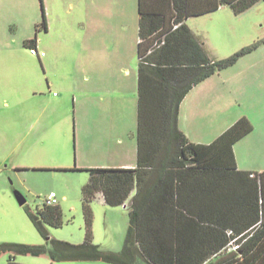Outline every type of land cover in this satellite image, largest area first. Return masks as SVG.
<instances>
[{
	"label": "rangeland",
	"instance_id": "rangeland-1",
	"mask_svg": "<svg viewBox=\"0 0 264 264\" xmlns=\"http://www.w3.org/2000/svg\"><path fill=\"white\" fill-rule=\"evenodd\" d=\"M28 1L0 0V37L13 47L10 71L0 72V120L12 121L18 143L0 147V243L45 244L47 235L79 244L85 235L82 187L89 172L70 169L111 167L129 154L127 143L136 144L137 79L133 82L121 68L137 72V0H34L39 23L41 5L48 23L47 30L41 27L37 32L44 62L23 46V36L36 32L25 19ZM186 23L214 59L256 44L233 65L206 78L201 109L190 125L185 122L194 137L207 140L213 124L223 127L248 111L242 93L264 86V3L241 14L222 7L190 16ZM51 103H56L55 116L31 126L28 114ZM136 159L135 152L132 163ZM15 191L25 197L23 205ZM50 194L57 199L63 224L39 228L27 210L41 208ZM90 205L92 242L117 254L125 243L129 205H108L101 194ZM8 255L0 254V264H8ZM14 260L114 264L104 259L52 261L32 255H15Z\"/></svg>",
	"mask_w": 264,
	"mask_h": 264
},
{
	"label": "trees",
	"instance_id": "trees-1",
	"mask_svg": "<svg viewBox=\"0 0 264 264\" xmlns=\"http://www.w3.org/2000/svg\"><path fill=\"white\" fill-rule=\"evenodd\" d=\"M195 1L137 0L136 166L70 169L89 172L81 197L83 242L47 235L45 244L3 242L0 254H9L8 264H22L15 255L114 264H264V171L239 169L232 150L252 124L241 117L207 144L190 141L178 126L188 92L256 46L211 58L187 18L220 5L240 14L259 0H216L208 7ZM41 8L36 31L47 27ZM132 193L124 246L117 254L106 252L92 242L90 204L101 194L108 205H127ZM27 214L39 228L63 224L56 205L44 204Z\"/></svg>",
	"mask_w": 264,
	"mask_h": 264
},
{
	"label": "crops",
	"instance_id": "crops-1",
	"mask_svg": "<svg viewBox=\"0 0 264 264\" xmlns=\"http://www.w3.org/2000/svg\"><path fill=\"white\" fill-rule=\"evenodd\" d=\"M258 2L264 3V1L262 0H259ZM112 3H114V1H112ZM257 3H255L254 5H256ZM192 4L200 7H208L216 4V0H196ZM226 6L229 5H220L219 8ZM25 8L27 12L25 19L27 20V24H29L28 26H36V24H38L40 20V15H39L40 10L38 9L37 2L34 0H29ZM41 12H42V8H41ZM138 19H139V15H138ZM47 27H48V23H47ZM47 27L46 29L43 28V30H47ZM0 29H1V17H0ZM39 30L40 29H38L34 35H32V33L29 32V35L23 36L22 42L24 47H27L29 49L31 46L36 47L39 52H42V50H40V41H38L37 39V32ZM33 38L35 39L34 42L27 43L29 40ZM105 39H106L105 42L109 40L108 38ZM13 40L14 38L11 39V42ZM14 42L17 41L14 40ZM137 42H138V38H137ZM0 46H1L0 72L1 73H3L4 71L9 72L11 65H9L8 60L10 58L11 53L13 52L12 44L8 45L6 40L0 37ZM44 56H46L45 53L43 56H38L40 62H42V60L43 62L45 61L44 59H42V57ZM121 70L124 72L125 76L129 77L131 80L133 79V82L137 79V72L135 71V69L131 70L130 68H127L125 66L121 68ZM212 76H214V74L211 75L210 77ZM206 80L209 81L208 79H205L200 83H198L197 85H195L182 100L178 114V126L180 130L187 136V138L190 141L195 143L207 144L213 141L217 136H219L223 131H225L236 120H238L241 117H246L249 120V122L252 124V130L233 144L232 150L234 153L235 162L237 167L241 170H248L252 172H263L264 171V86L261 87L255 86L254 89H250L247 94L242 93L240 96L242 98V102H245L248 111L246 113H241L240 117L231 120L230 122L227 123V125L223 127L213 124L214 127L211 128L212 130L209 133V137H208L209 139L202 140L192 135L191 131L189 130L188 124L190 125V123H192L191 121L192 118L195 117V113H197L198 110L201 109L202 100H200V97H202V95L204 94V89H206L203 86V84L206 83ZM236 100L238 102V105L239 104L241 105V102L238 99ZM55 104L56 103H51L48 106H44L30 112L28 114L29 115L28 117L30 119L31 126H33L34 124L44 123V122L46 123V121H50L56 114L54 110ZM185 120L188 122V124L185 122ZM14 131H15V125L12 123V121L10 120L8 121L7 119L2 117L0 120V147H6L9 145L18 144L17 141L13 139L14 135L17 134ZM131 137H133V135H131ZM120 140L121 138L118 139V141ZM126 148L129 150V154L124 158L120 159L118 163H115V165H112L111 167H107V168H133L136 166V164L132 163V156L135 155L136 152V144L134 145L132 142L131 143L129 142V144L127 143L126 145ZM127 149H125L124 151H127ZM132 195L133 193L131 194L129 199H127L126 201L127 205L130 203Z\"/></svg>",
	"mask_w": 264,
	"mask_h": 264
},
{
	"label": "built area",
	"instance_id": "built-area-1",
	"mask_svg": "<svg viewBox=\"0 0 264 264\" xmlns=\"http://www.w3.org/2000/svg\"><path fill=\"white\" fill-rule=\"evenodd\" d=\"M30 52H31V54L37 55V56H43L44 55V52L43 51L42 52H39L36 47H32V46L30 47ZM45 204L46 205H49V206L56 205L57 204V199L55 198V195L54 194L48 195L47 198H46V200H45ZM236 247L237 246H235V248Z\"/></svg>",
	"mask_w": 264,
	"mask_h": 264
},
{
	"label": "water",
	"instance_id": "water-1",
	"mask_svg": "<svg viewBox=\"0 0 264 264\" xmlns=\"http://www.w3.org/2000/svg\"><path fill=\"white\" fill-rule=\"evenodd\" d=\"M15 194H16V198L19 202L20 205H23L25 202H26V199L25 197L23 196V194H21L20 192L18 191H15Z\"/></svg>",
	"mask_w": 264,
	"mask_h": 264
}]
</instances>
